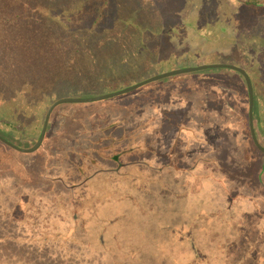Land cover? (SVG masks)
I'll list each match as a JSON object with an SVG mask.
<instances>
[{
    "label": "trees",
    "instance_id": "1",
    "mask_svg": "<svg viewBox=\"0 0 264 264\" xmlns=\"http://www.w3.org/2000/svg\"><path fill=\"white\" fill-rule=\"evenodd\" d=\"M75 1L0 0V135L5 139L19 147L17 142L29 144L28 148L36 144L48 110L61 98L56 95L55 76L62 65L51 64L49 47L56 45L59 50L70 51L71 43L64 32L88 26L108 31L102 35L101 43L118 39L124 42L132 37L138 46L132 54L128 52L133 46L128 52L120 46L109 52L105 61L124 65L118 69L115 66L113 77L111 72L95 77L97 94L189 67L230 64L244 69L253 83L254 120L258 125L255 132L264 147V81L260 72V64L264 63V0H77L80 7ZM70 4V9H64L63 5ZM195 5L201 7L199 28L212 26L219 35L217 40L228 44V52L181 49L174 42L187 27H194L184 18L189 17ZM47 35L51 41L45 38ZM75 70L69 67L63 72L75 75ZM197 73L216 77L199 89L207 97L212 96L210 101L205 98L207 106L240 104V98L246 99L244 117L250 143L246 155L256 154L258 165L249 175L239 167L236 174L228 173L226 168L219 180L225 190L240 189V196L246 199L245 192L251 188L264 190V155L251 136L246 81L240 73L227 69ZM149 85L122 97H134ZM242 93L244 96L239 97ZM68 106L61 105L53 112L43 146L37 152L22 154L0 142L8 150L0 154V188H18L25 198L6 210L8 218L32 228L36 237L47 236L45 239L64 241L63 244L67 240L77 242L82 233L91 231L89 223L97 220L101 204L123 197L114 195L111 187L134 178L124 169L144 164L154 146L146 131L150 123L147 119L141 124L129 123L130 118L119 114L106 117L99 113L77 119ZM145 111L142 108L136 112V118L141 119ZM24 156L33 158L22 159Z\"/></svg>",
    "mask_w": 264,
    "mask_h": 264
},
{
    "label": "rangeland",
    "instance_id": "2",
    "mask_svg": "<svg viewBox=\"0 0 264 264\" xmlns=\"http://www.w3.org/2000/svg\"><path fill=\"white\" fill-rule=\"evenodd\" d=\"M72 5L63 6L70 9ZM75 5L80 7L81 3ZM200 9L195 5L189 17L184 18L194 27H187L174 42L181 49L228 52V44L217 40L219 35L212 26L199 28ZM45 20H49L47 16ZM104 32L108 31L91 30L88 26L65 31L70 51L62 47L59 50L56 45L49 47L51 64L62 65L55 76L56 95L60 99L113 93L97 94L99 85L95 79L107 72L115 76V66L118 69L124 62L116 65L114 61H105V57L119 46L126 52L133 46L128 54L138 46L135 47L132 37L124 42L118 39L101 43ZM24 38L21 39L32 41ZM45 38L51 41L48 35ZM260 65L264 81V63ZM69 67L76 68L75 75L64 74ZM210 74L169 78L149 85L134 97L68 104L65 111L78 115L77 119L93 113L106 117L119 114L130 118L129 123L141 124L147 119L150 123L146 131L154 141L153 151L146 154L144 164L124 169L135 177L111 187L114 195L123 197L101 204L97 220L89 223L91 231L82 233L77 242L67 240L63 244L64 241L45 239L47 236L36 237L29 226L12 222L6 210L25 198L20 189L3 185L0 264H264V190L253 187L245 192L248 198L244 199L240 189L225 190L219 181L226 168L228 173L236 174L239 167L249 175L258 165L256 154L246 155L250 144L244 117L246 99L240 98V104L221 102L207 106L205 98L210 101L212 96L208 98L199 89L215 81L216 77ZM142 108L145 114L138 119L135 113ZM254 127L258 128L255 120ZM0 129L3 135V126ZM17 143L21 148L30 147ZM7 151L0 145V154ZM141 168L144 170L140 171Z\"/></svg>",
    "mask_w": 264,
    "mask_h": 264
},
{
    "label": "water",
    "instance_id": "3",
    "mask_svg": "<svg viewBox=\"0 0 264 264\" xmlns=\"http://www.w3.org/2000/svg\"><path fill=\"white\" fill-rule=\"evenodd\" d=\"M215 69L232 70V71L240 73L244 77V79L246 81L247 89H248V96H249V125H250L252 140H253L255 146L257 147V149L264 155V147L259 143L256 132H255V127H254V88H253L252 80H251L250 76L248 75V73L244 69L237 67V66H234V65H230V64H210V65H201V66H197V67H189V68H184V69L173 70V71H169V72L162 73L160 75H156L154 77L148 78V79L141 81L135 85H132L130 87H127L125 89H122V90H119V91H116L113 93L95 96V97H90V98H64V99H60V100L56 101L48 110L45 121H44V125H43L41 135H40L37 143L32 148H29V149L21 148L15 144L11 143L10 141L6 140L2 136H0V142L6 146L12 148L13 150L19 152V153L33 154V153L37 152L43 146V143H44L47 131H48V125H49L51 115L53 114L54 110L61 105L90 104V103H96V102L111 100V99H114V98H117L120 96L127 95L129 93H132L138 89H141V88H143L149 84L155 83V82H159V81L166 80V79L176 77V76L192 74V73H197V72L207 71V70H215Z\"/></svg>",
    "mask_w": 264,
    "mask_h": 264
}]
</instances>
